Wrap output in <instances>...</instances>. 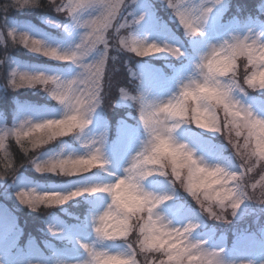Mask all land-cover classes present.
<instances>
[{
	"label": "clouds",
	"instance_id": "clouds-1",
	"mask_svg": "<svg viewBox=\"0 0 264 264\" xmlns=\"http://www.w3.org/2000/svg\"><path fill=\"white\" fill-rule=\"evenodd\" d=\"M139 3L0 0L4 86L41 92L55 104L50 113L0 124V182L15 185L25 167L64 181L14 193L36 214L52 216L84 198L87 232L73 240L82 254L75 264H264V256L230 258L226 247L202 234L206 221L228 226L244 210L264 213V109L251 102L264 97V21L209 38L210 19L230 0H159L185 36L199 41L189 57L182 46L139 34L145 20ZM257 8L264 16V2ZM37 10L53 14L42 20L63 42L9 23L12 13ZM20 48L69 67H21L7 51ZM159 57L187 60L168 94L143 89L132 67ZM120 107L135 111L137 134L117 169L106 134L94 129L99 113ZM193 129L224 143L215 153L202 151L187 136ZM179 193L194 213L169 211ZM48 232L64 235L51 225Z\"/></svg>",
	"mask_w": 264,
	"mask_h": 264
},
{
	"label": "rangeland",
	"instance_id": "rangeland-1",
	"mask_svg": "<svg viewBox=\"0 0 264 264\" xmlns=\"http://www.w3.org/2000/svg\"><path fill=\"white\" fill-rule=\"evenodd\" d=\"M159 0H140L139 5L136 8L137 14L143 13L145 20L140 25L138 32L141 36H149L151 40L157 42L167 41L169 43L177 44L182 46L189 57L194 54V51L199 46V41H185L183 35L176 34L171 27L169 21H165L158 16V12L154 10L155 5ZM264 2V0L262 1ZM232 6V5H231ZM231 6L227 8L218 9L209 21L208 35L209 38H215L217 35L225 34L228 31L235 30L246 25H261L264 21V16L260 14L258 10L255 16L243 15V9H239L240 6H236L238 10L235 13L230 12ZM45 15H53L51 12H42L38 14L36 18L23 17L27 19L26 22H15L20 17H16L14 20V26L19 27L21 30H27L32 32L34 35L42 36L51 42H63L64 38L60 37L63 35L58 29L50 30L47 24L42 20ZM243 15V16H241ZM24 20V21H25ZM176 20V19H175ZM230 20V21H229ZM13 22V23H14ZM247 22H250L246 24ZM11 24V22H9ZM183 33V32H182ZM25 50V49H24ZM25 54L28 52L25 50ZM32 56H36L30 54ZM12 59L22 60L24 62H16L21 67H40L53 70L52 68L45 67L46 65H35L29 63L18 56L10 55ZM39 57V56H38ZM153 64L146 62L132 61L133 69L140 74L143 89L152 91L155 94H168L169 90L174 89V84L177 78L186 70L187 60L185 64L176 68V66L183 60L174 62L167 57L151 58ZM161 59V61H160ZM174 62V63H173ZM176 68V69H175ZM68 69V68H67ZM66 69V70H67ZM174 74L168 76L173 70ZM61 69V71H66ZM1 79V77H0ZM0 81V88H1ZM257 108L264 109V97H254L251 101ZM120 107L112 112H101L97 115L95 123V131H102L107 136L106 150L113 161L114 166L118 169L123 160L125 159L126 153L131 148L136 134L137 129H131V118L126 116L125 111L121 110ZM55 109L54 104L44 103L39 105L32 103L31 106H21L19 110L14 108V112L0 111V124L7 123L11 125L14 119L25 113H50ZM13 111V110H12ZM187 136L193 141V143L200 147L202 151L208 153H215L218 151V146L224 142L222 138H213L206 133H200V130L193 129ZM70 142V141H69ZM71 143V142H70ZM58 146H52L56 148ZM227 155V153H225ZM26 171L34 172L30 167H25ZM32 176L20 172L19 179L14 185L10 180L7 188L9 193L6 194V198L13 196L14 193L20 188L32 185H61L63 182H52V179L48 176L44 179H34ZM161 190L165 187L164 185L159 186ZM84 199V198H83ZM255 209V206H252ZM89 210V204L83 209V213L76 217L75 220H69L68 216L61 214V218L55 215L47 216L41 220L43 229L54 226L63 231L62 237H54L46 239L47 242L40 244L36 238H32L28 233H24L19 229L18 226V215L16 212H12L8 206L0 202V264H75L76 261L82 258L80 250L74 245L73 240L75 237H83L86 232V216ZM195 205L192 204L189 198L183 193L178 194L177 201L172 204L169 208L170 212H180L185 215L194 213ZM264 213H260L259 210L249 211L244 210L241 213L239 223H233L232 225H216L212 222H205L202 234L207 237H211L214 246L226 247L227 244H232L231 248L228 249L230 258L244 259L251 257H262L264 256ZM26 241L29 242V246L26 247ZM47 250V252L45 251Z\"/></svg>",
	"mask_w": 264,
	"mask_h": 264
},
{
	"label": "trees",
	"instance_id": "trees-1",
	"mask_svg": "<svg viewBox=\"0 0 264 264\" xmlns=\"http://www.w3.org/2000/svg\"><path fill=\"white\" fill-rule=\"evenodd\" d=\"M263 0H230L229 7L230 12L235 13L238 9L235 8L236 6H240L239 9H243L244 13L243 15H248L250 14L251 16H254V13L258 11L257 5L261 4ZM159 8L154 7V10L158 12V16L165 20L169 21V18L172 20L170 22L171 27L173 28L172 30L176 32L177 34L183 35V38L185 41H188L189 39L185 36L183 29L179 26L178 21L175 20V17L172 15L171 10L167 9L164 5L158 6ZM41 10H37L34 12L30 13H24V14H19V13H12L11 14V19L16 20V17H20L23 19V17L30 18H36L38 14H42ZM45 13V12H44ZM241 15V16H243ZM27 20V19H26ZM183 32V33H182ZM5 49L0 48V58H2L5 54ZM9 55L13 56H18L21 58H25L24 60L27 61H32L35 63L47 65V66H56V67H64L65 65L59 64L54 61H49L43 57H38V56H32L29 55V53L26 55L25 50L20 48V49H15V50H7ZM155 59L147 58L143 62L153 64V61ZM161 61V59H160ZM175 63L177 61H174ZM173 62V63H174ZM178 63V62H177ZM121 75L126 76V72L122 73ZM1 79V88H0V111L2 112H7L11 111L13 112V104L15 101H20V102H31V103H37L39 105H43L44 103H54L50 101L45 94L35 91V90H30V89H25L21 90L19 92H12L11 90L7 89L5 85V80L3 76H0ZM121 110L125 111L126 116L132 118V121L135 119V111L128 109V108H121ZM131 112V116L128 115V113ZM22 173H26L30 176L31 178L34 179H44L46 177L39 176L35 172H30L26 171L25 168H22L20 170ZM52 179V182H63L59 178L49 176ZM10 181V180H9ZM0 182V202H2L4 205L8 206V208L13 212H16L18 215V226L19 229L22 230L24 233L32 234L30 235L32 238H36L37 241L42 244L41 246L45 245L43 242H47L46 239H51L52 236L48 233L47 229H43V225L41 224V220L47 215L45 214H36V213H31L28 211V209L24 208L19 204V202L16 200V198H13V196H10L6 198V194L9 193L10 190H8L7 185L8 182ZM88 205L87 202L83 198L77 201L70 202L68 205L65 206L64 209H56L54 211L55 216L58 218H61V214L68 216L69 220H75L76 217L80 216L81 213H83V209L86 208ZM235 223H239V220H237ZM47 252V250L45 249Z\"/></svg>",
	"mask_w": 264,
	"mask_h": 264
}]
</instances>
